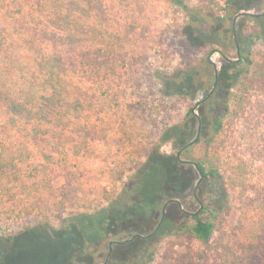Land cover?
Instances as JSON below:
<instances>
[{"label": "rangeland", "instance_id": "rangeland-1", "mask_svg": "<svg viewBox=\"0 0 264 264\" xmlns=\"http://www.w3.org/2000/svg\"><path fill=\"white\" fill-rule=\"evenodd\" d=\"M178 1H183L189 11ZM227 1L90 0L91 11L72 15V22H68L58 18L56 8L49 3L42 6L38 0H0V56L5 58L6 53H12L13 59L8 62L14 63L16 69V76L2 88L4 93L14 95L30 83L28 87L40 89L42 80L50 83L53 71H58L62 80L71 75L73 84L66 90L58 84L54 86L65 98L62 103L54 100L46 109L49 116L46 121L50 123L43 130L33 127L25 130L11 122L2 124L1 116L12 112L7 108L4 95L0 94V168L6 171L0 178V186L7 187L9 182L10 194L16 195L11 200L0 192V233L8 236L26 232L24 238L14 241L11 253H2L12 255L3 264H54L51 257L79 246L76 236L63 238L59 243L50 241L53 246L45 247L49 248L51 257L43 260L48 252L41 250L33 232L27 229L44 223L46 216L51 219V225L59 227L61 217L77 218L109 210L125 185L150 159L148 155L152 151L167 157L153 162L156 169L146 180L143 191L146 200L152 203L157 190L162 204L156 202L158 206L152 209L150 219L140 225L143 229H134L121 240H130L135 234L144 238L124 247L114 243L108 264H145L140 256L144 250L157 251L154 264H159L161 256L170 248L179 255H186L189 249L198 250L199 245L183 233L185 226L191 225L189 217L199 209L196 194L202 178L191 161L192 153L181 156V161L188 163L186 168H177L174 162L178 151L162 138L167 129L184 122L204 95L196 93L193 99L166 96L161 77L199 67L208 57L221 69L224 52L225 57L237 60L235 48H230V38L240 31L245 41L254 39L250 14L263 15L264 1L237 0L229 10L234 13L233 17L223 10ZM239 8L246 10L237 12ZM95 14H100L103 20L100 29L108 30L113 40V67L116 68L113 79L83 74L86 66L83 53L89 43L84 38H73L89 37L84 30L80 32L81 25L89 16L91 24H96ZM220 17L226 20L221 21ZM192 18L208 20L199 28L200 35L189 28ZM67 23L77 32L69 34L63 28ZM214 32H218V36H214ZM187 34L195 40L190 43ZM253 43L258 45L260 41ZM13 44H19V48ZM1 57L0 68L5 62ZM20 65L30 69L26 78L17 71ZM73 86L79 88L80 93ZM217 144L223 160L244 165L246 173L245 186L230 191L234 209L222 224L230 230L237 224L238 208L250 198L264 195L263 93L253 94L245 112L228 125ZM7 174L9 179L5 178ZM186 174L191 176L188 183ZM173 181L177 188H169L165 195L160 193V187ZM23 184L28 185L32 194L42 193L36 209L32 205L34 199L20 187ZM49 184L53 188L47 189ZM214 192L210 201L221 204L223 197L216 198ZM210 193V190L202 191L201 198L207 199ZM169 200L173 203L163 215L164 204ZM158 211L160 215L156 218ZM30 212L33 214L28 216ZM158 227V238L154 244L148 243L147 237ZM177 231L183 235L177 236ZM113 242V238L99 241L93 248L94 264L105 263ZM42 252L45 253L42 255Z\"/></svg>", "mask_w": 264, "mask_h": 264}, {"label": "trees", "instance_id": "trees-1", "mask_svg": "<svg viewBox=\"0 0 264 264\" xmlns=\"http://www.w3.org/2000/svg\"><path fill=\"white\" fill-rule=\"evenodd\" d=\"M38 1L42 6L47 3L52 5L53 8H56V16L68 22H72L70 19L72 15L78 13L84 15L93 8L90 5V0ZM236 1L228 0L227 6L223 9L230 17L234 16V13L229 10ZM178 3L184 10L189 11L183 1H178ZM243 10L246 8H239L237 12ZM95 15L97 21L94 22H97L96 24H91L92 17L89 16V20L81 25L82 31L80 32L82 33L84 30V33L89 37L73 36L74 39L84 38L89 43L84 49L86 52L83 53L86 59L83 74L96 78L113 79V73L116 71V68L113 67V40L109 38L111 36L108 30L100 29L99 26L103 24L100 14ZM250 19L253 21V34L255 35L253 38L260 43L258 45L253 43L254 39L245 41L240 31H237L230 38V48H235L237 60L225 57L224 52L222 53L224 64L221 69H217L208 57L199 67L193 69L190 67L182 73L161 77L163 93L166 96H188L193 99L196 93H201L204 97L196 105L197 108H192L188 112L181 125L167 129L162 138L165 144L172 143L177 149L178 153L174 162L177 168H186V164H188L182 162L179 156L192 153L191 161L202 178V185L198 188L199 193L196 194L199 209L196 214L189 217L191 225L185 226L186 231L183 233L191 241L196 242L199 248L196 252L189 249L186 255H179L178 251H172L173 248H170L166 251L167 254L161 256L159 264H264V195L250 198L238 208L237 224L233 229L229 230L222 226L227 222L226 216L231 215L234 209L230 191L245 186L246 173L244 165L225 162L222 158L221 148L217 144L218 138L226 131L228 125L239 119L245 112L253 94H264V14ZM220 20L226 19L220 17ZM205 22L208 20L192 18L189 21V28L200 35L199 28ZM245 25L246 23L242 27ZM63 28L69 31V34L77 32L68 23ZM213 34L218 36V32ZM187 39L190 43L195 40L189 34H187ZM246 42H250V44ZM13 45L19 48V44ZM225 47L227 48V45ZM13 56L12 53H6L5 58L0 56L1 60L5 61L0 68V94L4 95L5 102L9 105L7 108H10L9 111L12 112L2 115L1 122L2 124L11 122L15 126L20 125L25 130H30L32 127L34 130L37 128L43 130L44 126L50 123L46 121L49 117L46 109L51 107L50 104L54 100L62 103V98H65L64 95L62 96L63 92H57L54 86L58 84L60 88L68 89L69 85H73L70 79L71 75H66L68 82L67 79L62 80L58 71H53L50 74V83L48 80H42L40 89L35 86L28 87L31 85L30 83L22 86L18 91L22 90L14 95L6 94L2 88L8 80L11 82L12 77L16 74L14 63L8 62L13 59ZM53 62L56 64L54 60ZM204 63L206 64L204 65ZM40 70L45 72L41 67ZM17 71L26 78L25 75L30 72V69L26 70L23 65H20ZM60 72L62 73V71ZM74 88L76 92L80 93L79 88ZM192 142H194L193 146H191ZM191 150L193 151L191 152ZM149 154L148 158L150 159H147L146 163L139 168H142L139 174L137 172L125 185L118 201L109 210L104 209L97 214L83 215L77 218L61 217L59 227L51 225V219L46 216L45 221H42L44 223L27 229L33 232L41 250L48 252L49 255H45L43 260L51 257L49 248L45 247L51 245L50 241L59 243L63 238L68 237L67 239H69L76 236L80 241L79 246L69 247L70 249L63 255L51 257L54 258V264H92L94 261L93 248L99 244V241L103 242V240L113 238L118 242L126 233L133 232L134 229H143L140 225L150 219L152 209L159 204L157 190L152 203L146 200L143 191L144 184L152 171L156 169L152 165L153 162L158 158L167 157L160 152L156 153V151ZM13 159L15 158L13 157ZM143 167L145 168L143 169ZM5 172V168L1 167L0 178L4 176ZM9 177L10 175L7 174L5 178L9 179ZM190 179V174H186L185 181L188 183ZM8 185L9 182L7 187L1 188L0 186V192L3 191L4 195L14 200L16 195L10 194L12 189H9ZM49 185H47V189L53 188V185ZM20 187L27 196L34 199L32 205L36 209L42 193L40 195L39 193L32 194V191L27 189V184L20 185ZM171 187L177 188L174 181L160 187V193L164 194ZM209 190L211 193L208 198H201L202 191ZM212 190L215 191L216 198L223 197L221 204L210 201L212 197L211 199L209 197L213 195ZM151 195L153 196V194ZM171 197L173 199L174 196ZM157 201L158 204L155 205ZM31 214L33 213L30 212L27 215ZM39 214H37V218ZM180 233L181 231H177L175 234L183 235ZM24 234H26L25 231L19 235L17 233V235L8 236L0 233V264L12 257V255H2V253H11L14 241L24 238ZM152 234L146 241L154 244L160 230ZM135 235L138 236L137 239L141 238L140 234ZM145 251L140 255L143 256L145 264H154V255L157 251L155 250L153 253ZM45 252H42V255Z\"/></svg>", "mask_w": 264, "mask_h": 264}, {"label": "flooded vegetation", "instance_id": "flooded-vegetation-1", "mask_svg": "<svg viewBox=\"0 0 264 264\" xmlns=\"http://www.w3.org/2000/svg\"><path fill=\"white\" fill-rule=\"evenodd\" d=\"M264 1V0H263ZM180 157V159H181V156H179ZM171 203H173V200H169L168 201V203H166V204H164V209H163V215H165V210H166V208H167V206L168 205H170ZM159 204H162V202L161 203H159ZM160 215V211H158L157 213H156V215H155V217L156 218H158V216ZM157 230H159V227L154 231V232H156ZM153 234H150L147 238H150V236H152ZM137 237L138 236H136V235H134L133 237H132V239H130V240H120V241H114L113 243H111L112 244V246L114 245V243H116L117 245H118V247H124V246H126V245H128V244H130V243H133V242H135V240L137 239ZM139 237H141V238H144L143 236H139ZM112 246H110L111 248H110V252H109V255L106 257V260H105V263L104 264H108V262H109V260L111 259V256L113 255V250L114 249H112ZM102 258H103V256H102ZM92 264H94V261L92 262Z\"/></svg>", "mask_w": 264, "mask_h": 264}, {"label": "water", "instance_id": "water-1", "mask_svg": "<svg viewBox=\"0 0 264 264\" xmlns=\"http://www.w3.org/2000/svg\"><path fill=\"white\" fill-rule=\"evenodd\" d=\"M250 15H251L252 17L255 16V15H253V14H250ZM193 144H194V142L191 143V145H193ZM111 246H112V244H111Z\"/></svg>", "mask_w": 264, "mask_h": 264}]
</instances>
